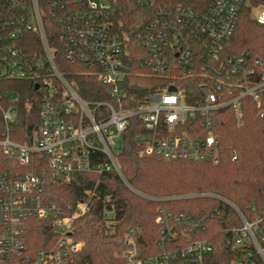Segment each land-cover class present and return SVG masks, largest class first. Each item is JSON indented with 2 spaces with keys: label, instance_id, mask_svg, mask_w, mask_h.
<instances>
[{
  "label": "built area",
  "instance_id": "1",
  "mask_svg": "<svg viewBox=\"0 0 264 264\" xmlns=\"http://www.w3.org/2000/svg\"><path fill=\"white\" fill-rule=\"evenodd\" d=\"M137 2L155 5L150 22L135 33L145 54L142 65L155 76L168 74L171 80L161 91L152 92L144 105L124 110L122 89L130 68L124 61L123 41L111 22L109 0H0V83L30 80L39 94L29 142H19L11 135L19 96L7 89L15 94L9 99L0 91L4 122L0 154L8 162L0 172V264H74L80 244L70 237V230L89 211L90 200L80 201L65 215L45 197V180L68 181L77 174L101 176L112 171L131 189L116 159L131 119H139L146 130L141 138L146 155L215 165L220 142L213 130L219 111L231 107L239 116L241 101L252 98L257 115L264 118L259 97L264 91V58H220L248 0H201L194 7L172 0ZM254 9L257 15L252 18L264 26V6ZM45 19L55 21L54 39L65 60L83 64L111 88L114 106L83 100L59 73ZM26 33L35 36L40 53L24 52ZM191 77L198 80V105L184 99L183 81ZM201 196L224 203L239 221V226L223 231L232 264H264V213L250 222L224 198ZM31 220L47 222L52 232L46 242L49 247L34 253L26 244ZM157 223L160 255L138 260L130 230L124 251L117 255L118 264H203L212 251L208 240L196 238V232L204 230L202 218L162 213ZM178 228L182 229L177 232Z\"/></svg>",
  "mask_w": 264,
  "mask_h": 264
},
{
  "label": "trees",
  "instance_id": "2",
  "mask_svg": "<svg viewBox=\"0 0 264 264\" xmlns=\"http://www.w3.org/2000/svg\"><path fill=\"white\" fill-rule=\"evenodd\" d=\"M172 1L194 7L201 0ZM248 1L249 5L243 6L238 13L234 32L220 54L221 59L242 55L248 60L264 58V26L258 25L251 14L254 8L264 6V0ZM109 2L113 10L111 22L123 41L124 61L130 68L123 83L126 96L122 109L137 108L146 103L152 92L161 91L171 80L168 74L155 76L142 65L145 54L135 40V33L152 19L155 5H142L137 0ZM45 28L52 39L54 63L77 94L86 101L114 106L109 96L111 88L102 85L83 64L65 60L54 39L55 21L45 19ZM24 37V52L28 55L40 53L35 36L26 33ZM248 64L253 66V63ZM197 85L196 77L183 81L187 104L201 102ZM0 86L2 90H14L19 96L17 121L11 125L12 138L29 142L27 135L37 118L38 92L30 80L6 79ZM259 97L264 107V91ZM3 129L0 111V132ZM213 133L220 142L217 164L167 160L143 152L141 138L146 130L139 119L133 118L121 136V150L116 156L121 174L131 189L112 171L101 176L77 174L68 181L46 179L45 197L56 203L65 215L80 201L90 200L89 211L77 218L70 230V237L80 244L74 264H118L117 255L124 251L130 230L137 243L138 260L160 255L157 220L162 213L202 218L204 230L196 232V238H204L212 246L203 264H232L233 254L225 243L223 231L239 226V221L227 205L201 195L224 198L250 222L264 213V118L257 115L254 100L245 98L241 101L239 116L231 107L215 115ZM7 163L0 154V172ZM104 215H109L107 221ZM180 229H176L177 232ZM51 236L47 222L31 220L26 232L29 253L48 248L46 242Z\"/></svg>",
  "mask_w": 264,
  "mask_h": 264
},
{
  "label": "rangeland",
  "instance_id": "3",
  "mask_svg": "<svg viewBox=\"0 0 264 264\" xmlns=\"http://www.w3.org/2000/svg\"><path fill=\"white\" fill-rule=\"evenodd\" d=\"M252 17H255L256 15H257V10H252ZM0 91H1V93H4V92H6V93H4V94H6L7 96H8V98L9 99H14L15 98V94H13V93H9V92H7V90L5 89V90H2L1 89V86H0Z\"/></svg>",
  "mask_w": 264,
  "mask_h": 264
},
{
  "label": "water",
  "instance_id": "4",
  "mask_svg": "<svg viewBox=\"0 0 264 264\" xmlns=\"http://www.w3.org/2000/svg\"><path fill=\"white\" fill-rule=\"evenodd\" d=\"M35 89H37V87H35ZM170 90H172V89H170Z\"/></svg>",
  "mask_w": 264,
  "mask_h": 264
}]
</instances>
